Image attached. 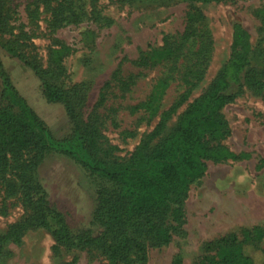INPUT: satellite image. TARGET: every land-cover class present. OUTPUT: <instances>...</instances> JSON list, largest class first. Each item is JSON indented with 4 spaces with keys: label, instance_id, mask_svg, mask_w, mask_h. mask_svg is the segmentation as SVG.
I'll list each match as a JSON object with an SVG mask.
<instances>
[{
    "label": "rangeland",
    "instance_id": "1",
    "mask_svg": "<svg viewBox=\"0 0 264 264\" xmlns=\"http://www.w3.org/2000/svg\"><path fill=\"white\" fill-rule=\"evenodd\" d=\"M235 23L249 35L247 76L253 82L243 79L239 89L232 88L233 100L221 109L226 133L208 137L210 145L219 144L233 157L207 161L205 173L189 186L182 224L170 241L147 242L145 259L131 264H200L210 242L231 233L240 240L242 230L255 227L262 236L251 240L253 247L264 250V0H0V61L13 86L58 138L70 128L64 105L47 100L29 64L69 90L66 98L94 138L83 156L105 162H126L145 145L161 113L183 90L181 71L171 69V62L145 59L167 43L174 49L185 46L188 56L189 47L194 51L201 42L210 43L202 80L160 135L145 145L149 151L173 132L187 106L216 78L230 56ZM169 74L172 80L159 109L144 108L155 82ZM1 86L0 78V91ZM15 173V163H10L0 174V236L30 214ZM37 176L72 229L99 234L91 224L94 185L75 161L49 154ZM7 183L9 196L4 193ZM249 252L261 261L260 252ZM71 260L107 264L100 249L59 247L48 229L36 225L26 228L18 243L0 244V264Z\"/></svg>",
    "mask_w": 264,
    "mask_h": 264
},
{
    "label": "trees",
    "instance_id": "2",
    "mask_svg": "<svg viewBox=\"0 0 264 264\" xmlns=\"http://www.w3.org/2000/svg\"><path fill=\"white\" fill-rule=\"evenodd\" d=\"M185 39H188L186 34L183 41ZM209 45L206 40L194 51L186 47L191 54L188 56L182 50L185 46L174 49L167 43L145 59L171 62V69L181 71L183 86L179 97L161 113L147 134L145 145L160 135L166 120L202 80ZM230 50V56L216 78L200 97L187 106L173 132L149 151L144 150L145 145L139 146L126 162L97 161L83 156L93 146L94 138L88 126L78 121L64 94L71 92L62 90L54 78L46 79L36 65L29 64L42 82L44 96L49 101L63 103L70 121L69 131L62 137H56L17 92L0 61V174L10 167V163H15L20 199L30 209L26 218L11 224L0 236V244L7 241L18 243L25 229L36 225L48 229L59 247L100 249L107 264L142 262L147 242L167 244L182 224L183 201L189 186L205 173L207 161L233 157L219 144L210 145L208 137L220 138L226 133L227 125L221 109L233 100L232 88L237 86L239 89L243 79L247 84L253 82L247 76L251 53L249 35L237 23L232 26ZM171 78L170 74L158 78L142 104L144 108L153 112L159 109ZM49 154L72 159L92 180L95 205L91 224L100 230L98 235L89 228L72 229L64 214L49 201L37 179L38 168ZM7 186L10 183L5 184L4 193L9 196ZM241 235L240 240L231 233L210 242L200 264H264V250L254 248L251 241L261 237L262 232L255 227L242 230ZM250 250L261 253L259 263ZM66 264H74V260Z\"/></svg>",
    "mask_w": 264,
    "mask_h": 264
}]
</instances>
